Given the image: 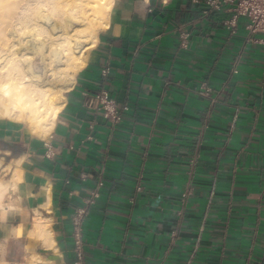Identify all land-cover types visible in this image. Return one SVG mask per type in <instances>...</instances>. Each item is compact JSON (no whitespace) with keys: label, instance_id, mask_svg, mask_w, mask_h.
<instances>
[{"label":"crops","instance_id":"obj_1","mask_svg":"<svg viewBox=\"0 0 264 264\" xmlns=\"http://www.w3.org/2000/svg\"><path fill=\"white\" fill-rule=\"evenodd\" d=\"M205 7L114 0L51 133L0 118V264H73L95 189L85 264H264V45Z\"/></svg>","mask_w":264,"mask_h":264},{"label":"bare ground","instance_id":"obj_2","mask_svg":"<svg viewBox=\"0 0 264 264\" xmlns=\"http://www.w3.org/2000/svg\"><path fill=\"white\" fill-rule=\"evenodd\" d=\"M112 2L0 0V118L37 137L51 133L63 103L57 96L83 68L82 51L106 26Z\"/></svg>","mask_w":264,"mask_h":264},{"label":"built area","instance_id":"obj_3","mask_svg":"<svg viewBox=\"0 0 264 264\" xmlns=\"http://www.w3.org/2000/svg\"><path fill=\"white\" fill-rule=\"evenodd\" d=\"M222 10L231 14L230 18L224 19L222 26L232 35L237 33L239 21H243V30L247 41L264 45V0H206V7L200 18L206 19ZM186 36L184 33L180 34L182 40H185ZM232 73H237L235 66L232 68ZM100 74L105 77L107 70H102ZM88 107L99 110L103 118L112 126L118 124L124 112L128 110L127 105L117 108L106 91H100L91 96L88 100ZM97 197L98 190L95 189L71 216L73 264H85L82 242L83 221L88 215L89 206L94 203Z\"/></svg>","mask_w":264,"mask_h":264},{"label":"rangeland","instance_id":"obj_4","mask_svg":"<svg viewBox=\"0 0 264 264\" xmlns=\"http://www.w3.org/2000/svg\"><path fill=\"white\" fill-rule=\"evenodd\" d=\"M111 1H114V0H111ZM101 29H102V27H99V28L97 29V31L95 32V35H96V36H97L98 32H99ZM87 33H88V32L84 33V34H86V35L81 34V37L85 39V37H88V36L90 35V34L88 35ZM86 50H88V49H84V50L82 51V55L84 54V52H85ZM68 72H70V71H68ZM74 75H75V74H73V77H74ZM64 94H65V93L61 94L62 97H61V95H58V96H57V98H59V101H62V98H63ZM60 99H61V100H60Z\"/></svg>","mask_w":264,"mask_h":264}]
</instances>
